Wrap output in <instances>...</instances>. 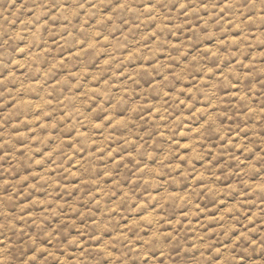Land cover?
<instances>
[{"label":"clouds","instance_id":"clouds-1","mask_svg":"<svg viewBox=\"0 0 264 264\" xmlns=\"http://www.w3.org/2000/svg\"><path fill=\"white\" fill-rule=\"evenodd\" d=\"M0 264H264V0H0Z\"/></svg>","mask_w":264,"mask_h":264}]
</instances>
